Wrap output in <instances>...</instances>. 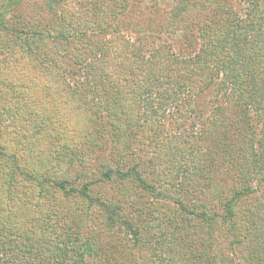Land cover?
I'll return each instance as SVG.
<instances>
[{"label": "trees", "instance_id": "16d2710c", "mask_svg": "<svg viewBox=\"0 0 264 264\" xmlns=\"http://www.w3.org/2000/svg\"><path fill=\"white\" fill-rule=\"evenodd\" d=\"M23 1L8 0L0 7V41L10 35L31 59H24L28 71H19L17 76L22 79L19 91L23 96L11 94L1 102L7 103L10 113L22 115L27 110L30 119L36 117L30 128L25 122L23 131L29 135L23 140L21 134L18 137L11 131L13 144L28 149L39 135L41 144L36 151L53 157V150H58V158L54 156L51 174L37 177L18 168L16 152L7 155L0 142V157L7 156L13 163L7 172L9 186L22 181L16 194L36 210L42 196L75 194L97 212L96 218L100 216L97 226L122 233L131 246L138 247L139 224L124 215L118 200L94 196L91 187L112 180L129 181L143 192L159 196L166 185L180 186L179 190L188 193L186 201L172 196L176 210L184 215L171 231L172 237L187 232L188 240L182 245L192 241L211 249L209 227L218 220L229 224L230 243H241L245 224L235 221L234 211L241 198L257 197L249 175H258V191L264 193V139L256 142L251 138L255 135L253 120L261 122L264 137V0H243L248 8L242 16L235 11L236 0H42L48 15L40 16L42 21L35 17L20 22V27L10 26L13 19L5 16L11 11L16 17L18 9L6 7ZM63 44L69 50L57 47ZM11 45H17L16 41L11 40ZM40 72L43 74L37 77ZM209 93L213 103L220 98L219 104L211 107L200 130L197 126L196 138L188 140L179 126L187 121V129L194 126L195 114L204 108L203 99ZM17 97V101L9 99ZM81 111H85L82 122L73 123ZM163 122H175L179 133L163 136ZM148 124L154 139L158 138V142L154 140L156 152H169L168 144H179L178 152L186 153L178 162L186 168L166 167L170 183L163 177L154 178L155 174L145 175L137 154L130 151L133 143L142 144L141 132ZM108 133L110 138L123 137V151H116L114 158H101L89 171L84 157L69 160L71 153L81 155L75 154L78 145L92 147L99 136ZM256 149L263 155L259 166L251 159L261 155ZM173 153L174 149L172 157ZM186 173L195 177L196 184L184 180ZM194 192L197 201L192 203ZM204 198L213 199L210 204L218 203L225 216H209L211 206L207 208ZM261 210L255 205L253 223L263 216ZM14 216L7 210L0 218V264H14L22 253H27L31 264H52L50 256L56 259L53 264H81L89 253L84 242L75 243L82 234L72 228L55 235L54 246L47 250L38 245L48 240L46 234L39 228L29 230L21 219L13 220ZM37 219L41 225L43 217ZM87 219L85 215L84 224ZM254 256L264 262V250Z\"/></svg>", "mask_w": 264, "mask_h": 264}, {"label": "rangeland", "instance_id": "374dc122", "mask_svg": "<svg viewBox=\"0 0 264 264\" xmlns=\"http://www.w3.org/2000/svg\"><path fill=\"white\" fill-rule=\"evenodd\" d=\"M7 1L8 0H0V7L4 2L8 3ZM236 1L238 3H236L237 6L234 7L235 11L238 12L239 16H242V14L246 12V8H248L247 3H244L243 0ZM6 8L13 10L14 8L18 9L17 12L15 11L16 17H12L11 11L7 12L5 16L6 20L13 19L10 25L13 27H20V22H29L35 17L42 21L43 17L40 16H48L46 5L42 0H25L23 2H17V4H12L9 7L7 6ZM11 40L16 41L17 45H11ZM18 44L19 41L12 39L10 35L2 37L0 41V142L5 144L7 155L16 152L17 163L15 162V164L18 168L23 167L25 171L28 170L27 172H31L39 177V174H51L48 171L54 162L53 160H55L54 156L56 159L58 158V150H53V157L48 155V152L45 154L44 152L36 151V148L41 144L39 135H36L32 139V145L29 144V146H27L28 149H25L23 144H13L9 137L11 131L14 133L17 132L18 137H20L21 134V139L23 140L29 135V133L23 131L25 122L28 124L26 128H30L36 117L30 119L27 110L22 115L10 113L6 110L7 103L1 102L3 97L11 94L23 96V93L19 91V85L22 79H17V76L21 71H28L27 60L31 62V59L26 58L25 53L20 51ZM66 46V44H63L57 47L67 51L69 49ZM24 59L27 60L25 61ZM23 67H25L24 70H22ZM17 70L18 72H16ZM42 74L43 73L40 72L37 77H40ZM13 84H15V86H13ZM9 99L10 101L19 100L18 97L16 99ZM212 99L214 98L210 93L204 97V108H201L200 113H197V115L195 114L194 117L195 124H198L196 127L194 124L190 129H187L186 125L188 121L183 127L179 126L181 130L184 131L186 137L188 135V140L192 137L196 138L194 134L195 131L198 130L197 126L200 130L201 124L205 121V118L208 117L211 107L214 104H219L218 100L220 98H218L215 103L212 102ZM21 103H24L23 98H21ZM217 108L219 109L221 107L217 105ZM83 114L85 115V111L79 112L77 118H80V120L77 121V118H75L76 120L74 119L73 123L82 122V118H84ZM252 117H255V115ZM175 118L178 120V116H175ZM180 122L183 123L179 118V123ZM163 123H165L164 131L162 132L163 136L170 138L174 134L176 135L179 133V131L175 129V122L172 124L167 122ZM253 124L255 135H252L251 138L256 142H262L264 137L261 136L260 133L261 122L253 120ZM150 125L151 124H148L145 128L146 130L141 132L142 144L133 143L134 145L131 146L130 151H132L133 154H137L135 157L141 162L145 175L151 177L155 174L154 178L160 179L163 177L165 179L164 182L168 180L170 183L172 179L169 180L170 173L166 167L177 168L181 166L182 168H186L185 164L182 165L178 163L181 162L182 155L186 153L181 152V150L178 152L179 144H168L170 145L169 149H171L169 152H165L164 150L162 152L159 150L156 152L154 146L155 139L152 136L153 129L149 128ZM11 135L15 134L11 133ZM108 135L109 133L102 137L99 136L97 140L98 143L94 146L92 145V147L85 144L78 145L75 149V154L80 153L81 155L74 156V154L71 153L68 156L69 160L73 161L78 156L84 157L86 159V168H88L89 171L92 168H96L99 162L102 161L101 158H114L113 156H115L116 151H123V143L120 141L123 137H116L115 135L110 138ZM156 141L158 142V138H156L155 142ZM173 149L174 153L172 157ZM257 151L259 153L261 149H256V152ZM251 159L257 160L259 166L263 160L262 151L260 156L256 158L252 157ZM12 165V161L7 156L0 157V218L7 215V210L9 213L13 211L15 216H17H14L13 220L21 219V222L25 223V227L29 230L36 228L42 230L46 234L48 240H44L42 244L38 243V245L44 246L47 250H49L48 247L50 245L54 246L55 243L53 241L55 235L61 232H67L71 230L70 228H72L73 232H80L83 236L81 235L75 243H78V246H80V243L84 242L89 247V253H86L80 260L82 261L81 264H264L262 260H258L254 256L257 251L261 250L262 252L264 250V193L258 191V175L257 178L255 175L251 174L252 178L251 175H249L250 181L252 179L251 184L255 185L254 191L256 193L254 196L257 197L254 200V197H243L235 207V221L240 223V226L245 224V233L243 238L240 239L241 243H230V237L226 232V228L229 224L216 220L215 223L209 227V233L213 238L211 249L204 248L203 246H195L191 240L190 244L185 243V245H182L183 241L188 240L187 232L182 235L183 238L180 235L182 231L175 237L171 236V231H175L176 228H178V221L181 223L179 218H184V215L176 210L177 204L173 201L175 200L174 197H172L176 196L177 198L185 200V194L188 192L179 190L180 186L178 189L177 186L174 187L171 185L167 187L166 185V189L163 191L164 194L159 196L148 192L145 193L129 181L112 180L91 187V194L94 196L110 199L111 201L118 200L123 206L122 212L124 215L129 220L139 224L142 229L141 243L138 247H134L130 245V242L127 241V237L122 233L97 226L100 216L97 217V219V212L88 209L86 207V201L75 194L64 198L62 196H42L36 210L31 206L30 201H25V197L16 194L17 191L22 188V181L17 185H13V187L9 186L10 180L7 172ZM205 169L209 170V167L205 166ZM159 170H161V174H159ZM209 173L210 171L207 174ZM97 175L98 173L95 175L89 174V178L93 179ZM183 175H185L184 180L189 185L196 184L194 176L189 177L188 173ZM20 179L21 178H18V180ZM175 183L177 184L179 182L175 180ZM216 184H218V182ZM9 189H12V191H9ZM12 199L17 200V202L12 204ZM204 199L208 203V207H205L209 208L211 206L210 211H207L209 216L212 215V213L217 217L225 216L226 212L223 211L222 208H219L218 203L210 204V201L213 199ZM195 200L197 201V196L194 192L190 197V201L194 203L196 202ZM27 203L30 206H28ZM255 205L263 209L261 210L263 216L253 223V219L256 215L254 211ZM85 215H88V219L84 224ZM38 217H43L41 225L39 219H37ZM210 220L212 221V219ZM252 224L254 228H252ZM73 237L74 235H72V238ZM178 239L179 242L177 243ZM196 244L199 245L197 242ZM26 255L27 253H22L21 259H14V264H31V262L26 259ZM55 260L53 256L49 257V262L52 264L55 263Z\"/></svg>", "mask_w": 264, "mask_h": 264}]
</instances>
